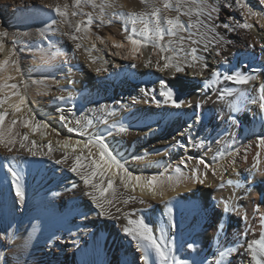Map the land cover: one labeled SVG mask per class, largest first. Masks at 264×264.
Listing matches in <instances>:
<instances>
[{
    "label": "bare ground",
    "instance_id": "6f19581e",
    "mask_svg": "<svg viewBox=\"0 0 264 264\" xmlns=\"http://www.w3.org/2000/svg\"><path fill=\"white\" fill-rule=\"evenodd\" d=\"M209 2L215 4L216 0ZM226 2L221 0L220 12L213 14L218 16V31L225 39L221 46L209 44L207 52H200L201 62L207 63L208 68L203 76L194 77L191 68L174 74L173 70L160 72L155 66L146 67L145 60L156 59L151 46L142 49L143 55L136 61L130 59L128 63L124 62L126 49L112 47V40L126 43L129 34L118 13L141 10L144 7L141 0H113L105 16L112 22L101 24L96 20L93 24L107 29V35L101 34L107 46L94 35L91 40H84L79 50L62 34L68 30L66 26L51 25L59 17L45 6L56 0H0V30L8 33L0 59L15 46L22 78L28 86L29 106L37 119L49 124L43 130L45 135L31 134V139L37 141L38 151L47 152L48 141L56 148V141L61 138L84 139L79 131L72 130L79 118L91 120L87 133L104 135L136 175L150 176L165 169L171 174L179 161L189 156H203L213 162L223 153L224 159L216 162L226 167L235 159V171L229 168L223 175L225 180H239L240 188L229 185L219 188V178L209 171L206 178L202 176L203 184L189 178L174 187L166 186L167 204L161 198L145 195L143 204L137 201L126 206L139 209L136 215H142L158 237L160 229H164L165 242L171 241L175 255L190 264H215L225 247L238 249L225 257V264H250L246 242L258 238L259 218L264 214V149L255 143L258 136H264V111L251 103L258 95L259 86L264 84V32L260 31L264 28L251 17L248 18L253 25L250 29L228 31L219 27L221 22H228V16L241 22L244 19L234 8L224 7ZM250 3L259 10L264 9L258 0ZM50 25L55 30H49ZM111 27H116L115 31ZM41 31L44 36L39 34ZM110 31L115 32L114 36ZM93 42L99 54L95 49L90 53L85 51ZM41 50L49 55L60 54L43 63ZM117 51L121 54L113 55ZM90 55L96 58L94 62L89 59ZM133 63L135 67L131 66ZM97 68L101 69L99 73L95 71ZM213 70L221 73L238 70L255 79L247 85H235L221 78L215 88H205L204 80L210 78ZM161 79L179 99L189 103L181 108L164 104L160 95ZM223 88H233L237 94L228 100H218V90ZM69 93L71 97L67 98ZM60 95L66 99H56ZM229 100L239 103V111H231ZM188 113L194 120L192 129L163 138L154 133L167 127L172 115L183 119ZM61 115L71 123L61 121ZM105 117L109 121L107 125L102 123ZM230 117L235 118V123ZM113 122L123 123L128 131L118 132L112 127ZM153 128L151 135L147 129ZM237 150L239 155H229ZM258 152L259 167L254 169L252 165ZM133 155H143L145 159L134 161ZM61 156L59 150L51 155L32 156L18 145L12 153L0 147V234H5L0 236V264H142L135 242L122 231L126 221L101 216L84 195L79 177L66 165L55 163ZM181 167L184 175L191 177L195 159L189 160L186 168ZM9 168L21 176L25 191L22 201L15 195ZM200 171L203 173V166ZM72 184L77 187L71 189ZM135 195H141L139 190ZM225 199L238 206L239 213L224 212ZM245 213L247 219H242ZM10 232L15 234L13 239L7 238ZM188 244L193 248H188ZM153 258L158 261L154 254Z\"/></svg>",
    "mask_w": 264,
    "mask_h": 264
},
{
    "label": "snow or ice",
    "instance_id": "6c2138e0",
    "mask_svg": "<svg viewBox=\"0 0 264 264\" xmlns=\"http://www.w3.org/2000/svg\"><path fill=\"white\" fill-rule=\"evenodd\" d=\"M112 2L113 0H72L70 4L68 0H64L63 3L56 0V3L45 7L51 9L59 17V20L53 19L51 25L66 26L68 30L62 34L68 37L75 50H79L84 46L83 41L91 40L94 35L96 40L107 46L104 37L92 32V26L96 20H99L101 24L112 22L110 19H105L107 8ZM141 3L144 7L139 11L125 12L121 10L118 13L124 23L125 31L129 34L126 36V43L112 40V47L126 49L124 58L136 61L143 55L142 49L151 46L152 55L156 59L153 61L149 57L145 60L146 67L155 66L160 72L173 70L174 74L184 73L186 68H191L194 70L192 73L194 77L203 76L208 65L201 62L200 52H207L209 44L221 46V42L225 39L218 31L216 23L218 16L213 15L220 12L221 0H216L215 4L210 3L209 0H141ZM258 4L264 6V0H258ZM223 6L234 8L244 19L241 22L234 16H228V22H221L219 27L228 31L250 29L253 25L249 23L248 18L251 17L261 28H264V9L256 10L250 0H227ZM85 7H90L94 11L86 12ZM76 17H81V19H74ZM185 17L187 19H184ZM51 25L49 30H55L51 28ZM39 34L45 35L43 31ZM7 36L6 30H0V53L5 51ZM94 49L95 42L85 51L90 53ZM41 53L40 59L43 63H48L60 54L55 52L49 55L44 50H41ZM120 54L119 51L113 53L117 56ZM16 57V48L13 46L8 49L4 58L0 59V147L6 149L8 153H12L18 145L19 149H23L32 156L51 155L54 151H61L62 156L60 159H55V163L66 165L70 172L79 177L84 185V195L90 198L99 214L117 221L121 218L126 221L122 226V231L131 241L135 242L137 250L141 253L139 259L142 264H190L188 260L175 255L171 241L165 242L164 229H160L161 235L158 237L145 218L142 215H136L140 211L139 209L126 206L137 201L143 204L145 195L151 196L153 199L161 198V202L167 204L164 199L166 186L174 187L182 179L189 178L198 184H203L209 171L219 178L220 183L217 185L219 188H224L226 185L240 188L239 180H225L223 175L229 168L235 171V159L233 158L226 167L224 164L216 162L218 159H224L223 153L219 158H214L213 162H209L203 156L195 158L189 156L182 158L172 169L171 174L168 169H165L163 172L150 176L136 175L129 170L126 162L109 145L104 135L87 133L92 121H82L79 118L75 120L76 127L72 130L79 131L84 139L73 141L68 137L57 140L56 148L53 147L51 141H48L47 152L38 151L37 141L31 139V134L41 132L42 135H45L43 130L47 129L49 124L37 119L29 106L27 82L22 78L23 74ZM89 59L94 62L96 58L90 55ZM131 66L135 67L136 64L133 63ZM95 71L99 73L101 69L97 68ZM17 76L21 78L18 80ZM221 78L235 85H247L255 79L254 76L238 70L230 73L213 70L210 78L204 80V87L215 88ZM236 94V90L233 88L219 89L217 99L228 100L229 97ZM160 95L163 97L164 104H170L175 108H181L189 103L184 99H179L176 92L163 79L160 80ZM239 95L246 97L247 94L240 93ZM70 97L69 93L67 98ZM56 99L63 101L66 97L60 95ZM153 99L155 98L153 97ZM251 103L258 104L259 109L264 111V84L259 86L258 95L251 99ZM228 104L232 112L239 111L238 102L229 100ZM230 119L235 123L234 117H230ZM60 120L68 121V118L61 115ZM68 122L71 123V121ZM102 123L107 125L109 121L105 117ZM112 127L120 133L128 131L123 123L117 125L113 122ZM21 129L26 131H21ZM255 143L258 148L264 149V136H258ZM202 144L203 142H201V146ZM229 155L235 157L239 155V150L229 153ZM259 155L258 152L254 158L256 160V163L252 165L254 169L259 167ZM11 158L15 159L14 156ZM144 159L143 155L132 156L134 161H143ZM193 159H195V167L192 169V175L186 177L181 165L186 168L188 161ZM244 159H247L246 155ZM201 166H203V173L200 171ZM8 171L12 177L15 195L22 201L25 191L21 184V176L12 168H9ZM76 187V184L71 185V189ZM137 190L141 193L140 196L135 195ZM168 211L170 212L171 208H168ZM223 211L239 213L240 209L230 200L225 199ZM241 218L247 219V214L245 213ZM259 226L258 238L246 242L245 252L250 257V264H264V214L259 218ZM4 235L0 234V236ZM6 235L8 239H13L15 236L11 232ZM187 247L193 248V245L188 244ZM242 247L244 246L242 245ZM237 251L238 249L235 247H225L223 251L219 252V258L216 259L215 264H225V257ZM153 254L155 258H158V261L153 258Z\"/></svg>",
    "mask_w": 264,
    "mask_h": 264
},
{
    "label": "rangeland",
    "instance_id": "374dc122",
    "mask_svg": "<svg viewBox=\"0 0 264 264\" xmlns=\"http://www.w3.org/2000/svg\"><path fill=\"white\" fill-rule=\"evenodd\" d=\"M71 2H72V0H70V4H71ZM253 6V5H252ZM254 7V6H253ZM256 10H259V9H257L256 7H254ZM86 12H88V11H92V9L90 8V7H85V9H84ZM79 19H81V18H79ZM111 29L113 30V31H115V29H116V27H111ZM109 31V30H108ZM113 31H110L111 33L110 34H112V35H114V33L115 32H113ZM260 31H262V32H264V29H260ZM92 32L94 33V34H96V35H99V36H102L103 34L104 35H107V29H105V28H102V27H98V26H95V25H93L92 26ZM102 34V35H101ZM117 37H120V36H117ZM94 52H96V53H98L99 54V52H98V50L97 49H95V51ZM124 62H126V63H128V62H131V61H124ZM189 114V118H190V113H188ZM187 114V115H188ZM185 116L184 117V115H183V119H178L175 115H172L171 116V119H170V123L167 125V127H163V129L162 130H155V128H153L152 129V131L150 130V129H147V131H149V132H151L150 134L152 135L153 134V131H154V133H156L157 134V136L159 137V138H163V137H165V136H167V135H171L173 132L174 133H176V132H180V130H189V129H192L191 127L193 126V124H194V120H193V118H188V116ZM83 117V116H82ZM175 119V120H174ZM182 120V121H181ZM183 120H184V123H183ZM174 122V123H173ZM179 123V124H178ZM143 129H144V127H142ZM161 134V135H160ZM165 135V136H164ZM61 140H63L62 138H61Z\"/></svg>",
    "mask_w": 264,
    "mask_h": 264
}]
</instances>
